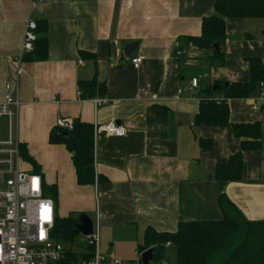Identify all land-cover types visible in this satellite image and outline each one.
<instances>
[{
	"label": "crops",
	"instance_id": "crops-1",
	"mask_svg": "<svg viewBox=\"0 0 264 264\" xmlns=\"http://www.w3.org/2000/svg\"><path fill=\"white\" fill-rule=\"evenodd\" d=\"M214 3L0 0V102L6 84L15 82V59L27 23L45 20L47 58L21 65L17 136L39 164L35 173L46 186L56 184L58 197L66 201L68 214L60 215L58 204L59 216L86 213L99 231L107 226L110 236L114 228L120 229L118 243L105 251L106 257L126 262L140 258L139 244L148 226L175 231L182 220L221 218L222 192L247 219H264V105L256 102L259 86L246 98L228 100L231 121L260 120L262 126L261 149L243 152L241 180L214 177L216 165L240 149L239 139L227 126L195 122L200 89L215 81L247 82L246 59L257 56L264 62V18L256 17L226 18L223 65L211 63L207 52L193 44L180 53L181 37L200 35L202 18L214 12ZM134 41L139 42L137 49L125 56L124 47ZM81 50L96 59L82 57ZM133 57H142L138 67ZM197 76L199 88L193 90L191 79ZM94 77L105 83L102 96L108 99L98 107L91 99L99 96L79 95V80ZM60 117L93 125L116 121L127 127L123 137L94 134L95 171L103 175L102 180L96 176L94 185H79L71 153L63 144L49 142ZM200 138L210 139L212 146L201 145ZM26 170L35 168L29 163ZM86 247L71 250L86 253Z\"/></svg>",
	"mask_w": 264,
	"mask_h": 264
},
{
	"label": "trees",
	"instance_id": "trees-1",
	"mask_svg": "<svg viewBox=\"0 0 264 264\" xmlns=\"http://www.w3.org/2000/svg\"><path fill=\"white\" fill-rule=\"evenodd\" d=\"M264 18V0H215L214 12L201 21V33L198 36L185 35L180 53L185 46L193 44L196 48L207 52L211 63L224 64L223 46L228 38L226 18ZM36 39L33 50L24 56V62L44 60L48 56L47 23L36 21L34 30ZM215 44L219 48L214 47ZM186 46V47H187ZM82 57L96 59L95 54L81 50ZM183 59V57H179ZM249 67V80L215 81L208 83L197 94L198 111L195 115L196 124L227 126L240 141V149L231 154L227 161L216 165L215 179L226 182H237L243 174V152L259 150L262 147V126L260 120L253 122H234L230 119L228 100L230 98H246L264 81V62L260 57L246 59ZM81 98L102 96L106 93L105 83L96 77L91 80H79ZM221 93V96L215 94ZM51 144H63L69 153L75 169L79 185H94L95 144L94 125L80 118L74 120V128L66 130L57 124L50 131ZM201 145L210 148V139L200 138ZM21 156L33 165L37 172L39 164L29 155L25 144L20 142ZM103 175H98L102 180ZM44 190L53 198L58 206V191L56 184L46 186ZM223 216L218 219L182 220L175 231L157 230L148 226L143 243L139 244L141 252L152 247L154 259L161 258L165 246L172 245L176 249L175 264H264V219H247L225 192L218 196ZM57 210V209H56ZM78 217L69 215L57 217L53 236L58 240L72 242L78 235L75 224ZM68 250V249H67ZM86 253H76L68 250L70 259L89 258L93 254L94 245L88 244Z\"/></svg>",
	"mask_w": 264,
	"mask_h": 264
},
{
	"label": "built area",
	"instance_id": "built-area-1",
	"mask_svg": "<svg viewBox=\"0 0 264 264\" xmlns=\"http://www.w3.org/2000/svg\"><path fill=\"white\" fill-rule=\"evenodd\" d=\"M35 28L36 22L30 20L26 26L21 53L15 59V82L6 84L4 99L0 102V264H138L134 261L126 263L114 256H103L98 246L99 230L95 227L92 234L85 237L87 245H94L92 256L70 259L68 250L52 234L57 210L53 198L45 193L42 175L20 167L21 146L16 131L17 114L21 106L19 77L25 54L33 50ZM141 61L142 57L132 58L134 67H138ZM199 84L200 77H193L190 88L198 89ZM260 86L256 102L263 106L264 81ZM91 100L95 107L108 103L104 96ZM4 117L8 118L5 137L2 135ZM56 124L66 130L74 128V120L70 118L60 117ZM97 132L123 137L127 127L116 121L101 125L96 123L94 134ZM139 264H142L141 256Z\"/></svg>",
	"mask_w": 264,
	"mask_h": 264
},
{
	"label": "rangeland",
	"instance_id": "rangeland-1",
	"mask_svg": "<svg viewBox=\"0 0 264 264\" xmlns=\"http://www.w3.org/2000/svg\"><path fill=\"white\" fill-rule=\"evenodd\" d=\"M7 123H8V118L4 117L2 119V135H3V137H5L6 134H7V126H6ZM28 165H29V162L27 161V159L22 158V162L20 163V167L26 170ZM65 203H66V201L64 200V198H62L61 196L58 197V204L60 205V209H59L60 210L59 211L60 215L61 214H68L67 208L64 207ZM114 229L115 230L111 231L112 232V236L109 235L110 234V230L107 229V226L104 227L103 229H101V231H99L98 246H99V250H100V252H101V254L103 256H105L104 254H106L105 251H108V250L113 248L112 247L113 243H115V244L118 243L117 242V238H116L117 237V234H116L117 232L116 231H118L120 229H118V228H114ZM123 236L124 235L121 234L119 236V238L121 239ZM59 242L62 244V246L64 248H66V249H69V248L71 249L72 248L74 251H78V250L80 251V250H82L83 248H85L87 246V239L81 234H78L74 238L73 242H66L64 240H60ZM136 246H137V244L135 242L132 245V247H133V250L137 252ZM101 249L103 251H101ZM122 250H124V249H122ZM128 251L129 250H125V252H128ZM138 257L139 256L133 257V259H135L134 262H137L139 264V258ZM175 260H176V250H175V248L173 246L167 245V246H165L164 254L162 255V257L152 260L150 264H166V263L167 264H174V262H176ZM123 262H126V261H123Z\"/></svg>",
	"mask_w": 264,
	"mask_h": 264
},
{
	"label": "water",
	"instance_id": "water-1",
	"mask_svg": "<svg viewBox=\"0 0 264 264\" xmlns=\"http://www.w3.org/2000/svg\"><path fill=\"white\" fill-rule=\"evenodd\" d=\"M138 45H139L138 41L128 43L124 47V55L131 56L133 52L137 49ZM214 47L218 49L219 45L215 44ZM75 228L78 234H81L84 237H88L93 232L94 221L88 214L82 213L78 218V222L75 224ZM153 258H154V249L152 247L143 251L141 255V261L143 264H149Z\"/></svg>",
	"mask_w": 264,
	"mask_h": 264
}]
</instances>
